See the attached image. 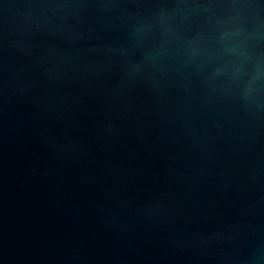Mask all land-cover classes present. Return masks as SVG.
I'll return each instance as SVG.
<instances>
[{"label":"water","instance_id":"95a60500","mask_svg":"<svg viewBox=\"0 0 264 264\" xmlns=\"http://www.w3.org/2000/svg\"><path fill=\"white\" fill-rule=\"evenodd\" d=\"M0 264H264V0H0Z\"/></svg>","mask_w":264,"mask_h":264}]
</instances>
